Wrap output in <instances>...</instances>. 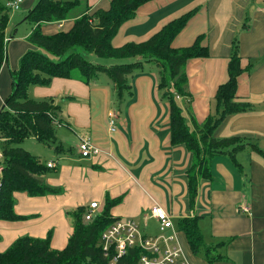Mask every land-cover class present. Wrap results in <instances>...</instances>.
Wrapping results in <instances>:
<instances>
[{
    "label": "crops",
    "instance_id": "obj_1",
    "mask_svg": "<svg viewBox=\"0 0 264 264\" xmlns=\"http://www.w3.org/2000/svg\"><path fill=\"white\" fill-rule=\"evenodd\" d=\"M35 2L24 0L22 7L29 10ZM87 3L92 7L109 6V0H87ZM195 7L198 12L172 44L176 48L189 46L198 35L208 34L210 57L192 59L186 68L188 88L193 94L192 113L202 121L214 111L216 90L228 78L227 62L239 31L242 65L246 67L253 62L255 66L239 77L238 96L254 106L250 111L227 117L217 135H244L262 151L246 148L236 154V161L228 154L215 156L212 177L200 180L192 206L186 175L192 154L183 144H171L170 105L162 98L157 69L133 73L132 93L121 102L106 74L91 84L76 78L55 77L50 86L31 87L30 95L37 99L54 97L57 104L63 105L65 116L61 118L68 125L58 127L57 138L71 150L56 153L53 146L43 143L57 155L45 162L35 147L24 144L27 138L20 145L46 164L55 162L57 172L47 175L46 181L62 187L64 192L45 196L15 192V211L26 218L0 220V252L20 236L47 237L49 233L52 247L63 249L73 233L67 211L81 205L89 209L90 203L97 201L99 214L106 194L111 197L125 194L123 202L112 208V216L132 217L143 221L145 227V216L151 208L163 206L174 221L176 244L188 264H264V0H153L120 27L113 43L122 45L147 39L170 19ZM243 23L249 28L243 30ZM73 24L74 18L46 23L43 31H66ZM31 29L15 36L16 28L12 39L6 37L11 41L7 64L0 69V110L13 89L11 70L18 69L20 57L30 47L26 38ZM67 96L75 98L67 100L64 98ZM182 99L178 97L183 104ZM183 105L190 118L186 103ZM111 110L118 117L115 134H110L107 125ZM86 137L100 147V152L91 157H83L79 151L80 140ZM186 216L199 217L207 245L229 241L218 248L223 259L210 263L192 251L177 223ZM147 223V227L151 223L157 226L159 221L150 217Z\"/></svg>",
    "mask_w": 264,
    "mask_h": 264
},
{
    "label": "trees",
    "instance_id": "obj_2",
    "mask_svg": "<svg viewBox=\"0 0 264 264\" xmlns=\"http://www.w3.org/2000/svg\"><path fill=\"white\" fill-rule=\"evenodd\" d=\"M150 1L153 0H109L107 8L92 7L87 3L81 13L74 15V10L82 4L81 0H36L28 10L25 20L32 29L26 40L30 47L20 57L18 69L11 70L13 89L0 110V145L3 154L0 220L26 218L15 211V192H26L29 196L64 192L62 187L46 181L47 175L57 172V167H49L39 156L20 145L26 138L35 137L53 146L56 153L71 150L65 148L57 138L58 127L68 125L60 116L61 105L56 103L54 97L37 99L30 95L31 87L50 86L55 77L76 78L91 84L106 74L113 81L116 96L121 102L132 93L130 76L136 70H143L148 63L155 64L162 98L170 105L171 144H183L192 154L191 166L186 171L192 206L198 195L200 180L212 177L211 165L215 156L228 154L236 161V154L247 147L262 151L257 143H252L244 135H217L227 117L250 111L254 106L238 96L239 77L245 71L251 72L255 66L253 62L246 67L242 65L239 31L233 39L227 62L228 78L216 90L214 111L202 121L192 113L193 94L188 88L186 68L192 59L210 57L208 34L198 35L189 46L176 48L172 45L175 37L198 12V7L170 19L147 39L114 45L113 40L120 27L132 20L138 9ZM6 2L0 0V69L4 63L7 64L9 40L14 37V32H7L10 16ZM70 18H74V24L69 30L55 33L43 31L46 23ZM242 27L245 30L249 25L243 23ZM7 35L11 39L6 41ZM100 58H134L135 61L104 64ZM177 96L186 100L190 118ZM124 198L125 194L117 197L106 194L104 208L92 222H86L83 218L87 206L81 205L67 211L73 233L63 249L52 247V233L47 237L23 235L7 250L0 252V264H136L139 255L136 248H130L127 255L113 263L105 256L101 245L103 231L119 219L112 216L111 210ZM177 223L196 255L203 256L210 263L223 259L218 248L226 246L229 241H220L215 246L207 245L199 217H181Z\"/></svg>",
    "mask_w": 264,
    "mask_h": 264
},
{
    "label": "built area",
    "instance_id": "obj_3",
    "mask_svg": "<svg viewBox=\"0 0 264 264\" xmlns=\"http://www.w3.org/2000/svg\"><path fill=\"white\" fill-rule=\"evenodd\" d=\"M22 3L23 0H7L6 6L8 9H20ZM116 122L117 115L111 110L108 114L107 124L110 134L116 133ZM79 151L83 157H91L100 152V147L92 138L86 137L80 140ZM47 165L54 167L56 164L49 162ZM2 169L3 167L0 166V171ZM98 206L97 201L90 203L89 209L83 217L86 222H92L95 219L98 214L96 211ZM245 209L249 210L248 207ZM150 217L159 221L160 232L156 235L144 233L135 218H119L106 228L101 235V245L105 256L115 263L127 255L130 248H136L139 253L136 264H188L180 246L176 244L174 221L166 209L161 205L152 207L145 216V227L148 226L147 221ZM167 230H171V232H167Z\"/></svg>",
    "mask_w": 264,
    "mask_h": 264
},
{
    "label": "rangeland",
    "instance_id": "obj_4",
    "mask_svg": "<svg viewBox=\"0 0 264 264\" xmlns=\"http://www.w3.org/2000/svg\"><path fill=\"white\" fill-rule=\"evenodd\" d=\"M6 0H1V2H5ZM82 1V4H80L73 12L74 15H77L79 13H81L87 2L86 0H81ZM27 12H28V9H24L23 7H21L20 9H9V16H10V20H9V24H8V28H7V31H8V34H11L13 33L15 30V28L18 29V32L16 33L15 36H18V35H23L24 33L28 32L32 27L31 25L26 22L25 20V17L27 15ZM91 58V56L89 57ZM101 61L104 62V64H110V60H107V59H104V58H100ZM132 59H120V60H114L116 62H131ZM145 68H147V71L150 70V68H153V69H157L156 65L155 64H150L148 63ZM144 68V69H145ZM138 70H136L135 72H137ZM134 72V73H135ZM104 77H107L106 75H104ZM117 97V96H116ZM179 97V96H178ZM118 99V98H117ZM68 100V99H67ZM167 101V100H166ZM182 102L184 104V102L186 103V100L185 99H182ZM61 105V112H60V116L64 117L65 116V109L63 107V105L60 103ZM114 111V110H112ZM115 112V111H114ZM108 113V112H107ZM106 113V114H107ZM116 113V112H115ZM117 115V113H116ZM118 118V117H117ZM117 123V122H116ZM108 124V122H107ZM58 130V129H57ZM117 130H118V124H117ZM117 132V131H116ZM29 144L31 145L32 148H36L38 150V154H41L42 159L43 161L47 162L49 159L50 160H53L55 158V156L57 157V155L54 153L51 152L50 148H48L47 146H45L43 143H39L38 141L34 140L33 138H27L25 141H24V144ZM247 149H251L250 147H247ZM37 152V151H36ZM37 154V153H35ZM1 155H2V149H1V145H0V166L2 165L1 164ZM56 159V158H55ZM54 173V172H52ZM0 180H1V176H0ZM127 218H132V217H127ZM138 220V219H137ZM140 221V222H139ZM143 221L141 220H138V223L140 225V229L143 230L144 232H147L148 234H151V235H156L159 233V223L157 224V226H155L154 224H150L149 227H147V229L145 227H143V224H142ZM2 239V238H1ZM9 248V247H8ZM7 250V249H6ZM2 252V251H1Z\"/></svg>",
    "mask_w": 264,
    "mask_h": 264
}]
</instances>
